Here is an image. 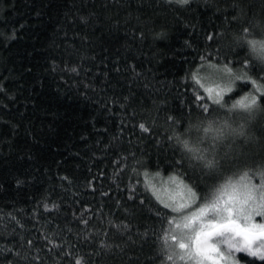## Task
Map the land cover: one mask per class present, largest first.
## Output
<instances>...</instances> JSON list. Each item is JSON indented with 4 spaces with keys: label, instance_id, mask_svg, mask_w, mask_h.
<instances>
[{
    "label": "trees",
    "instance_id": "obj_1",
    "mask_svg": "<svg viewBox=\"0 0 264 264\" xmlns=\"http://www.w3.org/2000/svg\"><path fill=\"white\" fill-rule=\"evenodd\" d=\"M249 41L264 0H0V264H183L157 181L201 205L264 172ZM209 69L234 74L219 104Z\"/></svg>",
    "mask_w": 264,
    "mask_h": 264
},
{
    "label": "snow or ice",
    "instance_id": "obj_2",
    "mask_svg": "<svg viewBox=\"0 0 264 264\" xmlns=\"http://www.w3.org/2000/svg\"><path fill=\"white\" fill-rule=\"evenodd\" d=\"M176 2L186 4L188 0ZM249 45L257 58L264 61V43L249 41ZM256 87L264 95V86ZM208 91L211 98V90ZM216 95L218 97L220 93ZM213 99L215 103H220L219 99ZM255 105L256 96L251 97L250 104H240L246 109ZM141 128L144 126L141 125ZM214 166L213 161L206 164L208 168ZM257 175L260 177L259 184L253 183L248 172L239 177L225 178L203 204L191 211L197 203V193L180 177L169 178L179 190L178 202L173 197L171 203H161L177 214L168 224L175 226L171 240L179 249V261L183 264H239L234 253H244L264 261V172ZM257 217L261 218L260 222H257ZM221 246H225L227 251H223ZM167 260H173V254H169Z\"/></svg>",
    "mask_w": 264,
    "mask_h": 264
},
{
    "label": "rangeland",
    "instance_id": "obj_3",
    "mask_svg": "<svg viewBox=\"0 0 264 264\" xmlns=\"http://www.w3.org/2000/svg\"><path fill=\"white\" fill-rule=\"evenodd\" d=\"M215 74L216 73H211L210 69L207 71L203 70V72L201 74L202 80L200 83L202 85V90L208 95L209 98H210V94H209L208 90H211V98L210 99H212L214 101L213 98H215V99H219L221 101L223 96L231 90L230 87L232 86V83L230 84V80H231V75L233 77L234 74H231L230 71H228L227 69H222L219 76H217ZM217 93H220V95L218 97L216 95ZM257 180L258 181L256 182V184H259L260 179H257ZM157 183H158V185H156L154 188H152V190L154 192V195L156 196V198L160 202L164 201V202L171 203L173 197H176L177 202H178V191L179 190L176 188V185L174 183H172V181L170 179H166L164 181L159 180V181H157ZM197 206H199V205L196 203V205L193 206V209H190L189 211L194 210L195 207H197ZM256 220H257V222H260L261 218L257 217ZM177 254H179V249H178ZM229 264H232V262H229Z\"/></svg>",
    "mask_w": 264,
    "mask_h": 264
}]
</instances>
